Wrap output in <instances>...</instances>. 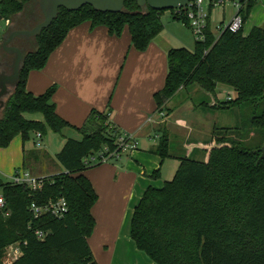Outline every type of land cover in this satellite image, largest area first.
Listing matches in <instances>:
<instances>
[{
    "label": "trees",
    "instance_id": "1",
    "mask_svg": "<svg viewBox=\"0 0 264 264\" xmlns=\"http://www.w3.org/2000/svg\"><path fill=\"white\" fill-rule=\"evenodd\" d=\"M30 1L0 0V23L22 13ZM241 3L244 23L255 2ZM164 12L133 1H126L117 14L90 6L74 12L60 9L51 25L34 38L36 48L24 53L19 82L0 109V149L17 136L25 142L33 132L42 137L47 129L60 134L72 127L55 113L53 86L39 96L26 90L28 73L45 66L70 29L90 22L120 36L127 27L131 46L143 51L161 32ZM171 17L187 27L186 16ZM204 34L192 51L167 52V75L162 90L155 94L156 111L181 87L197 83L215 95L217 85L222 84L234 90L235 98L219 109L246 108L250 116L234 128L214 127L210 140L203 144L214 146L200 150L205 161L197 160L194 151L177 157L179 165L172 179L161 188L148 187L134 208L130 237L155 264H264V145L260 150L249 149L239 136L248 128L260 129L264 136V26L252 28L247 36L242 29L235 33L225 29L217 36L208 19ZM25 114H41L43 121L27 119ZM93 117L101 118V126L90 129ZM77 131L81 139L66 138L55 155L63 172L45 178L41 189L32 191L0 178L5 201L0 210V264L5 249L15 244L20 255L10 264H96L87 239L95 225L91 207L97 196L82 173L101 164H91L89 156L105 148L107 153L116 150L122 131L108 122V113L96 111ZM159 133L152 152L161 159L172 158L167 132ZM159 176L157 170L151 178ZM58 198L67 206L61 218L48 214L33 218L31 203ZM36 231L45 233L42 240L36 238Z\"/></svg>",
    "mask_w": 264,
    "mask_h": 264
},
{
    "label": "crops",
    "instance_id": "2",
    "mask_svg": "<svg viewBox=\"0 0 264 264\" xmlns=\"http://www.w3.org/2000/svg\"><path fill=\"white\" fill-rule=\"evenodd\" d=\"M213 11L214 8L209 15V26L212 22L225 26L234 15L233 12L224 22L223 13L222 19L214 20ZM163 15L161 32L143 51L131 46L127 27L120 36L111 35L107 27H93L90 22L70 29L45 66L28 73L26 90L39 96L53 86L51 101L55 113L72 127L64 128L60 134L47 129L41 137H46L45 144L39 146L42 149L36 148L35 143L26 146L19 136L7 148L0 149L1 175L7 178L13 170L22 168L35 177L47 178L63 172L55 155L66 138L81 139L77 129L86 124L92 111L108 113L111 125L134 134L138 141L136 150L82 173L97 196L91 207L95 225L87 239L96 264H155L131 239L130 222L145 190L161 188L172 179L179 165V156L171 152L173 157L165 159L152 152L160 136L152 127L158 119L155 94L162 90L167 75V52L183 48L185 35L191 33L170 14L164 19ZM261 26H264V0H257L243 24L242 34L247 36L252 28ZM182 108L189 107L179 106L167 116L169 131L190 130L186 126L187 116L179 118L176 114ZM49 133L60 136L51 140ZM187 153L190 152L182 155ZM194 155L206 160L203 152ZM8 157L11 161L5 165L2 160ZM51 166L53 169H49ZM157 170L159 178L152 179V173Z\"/></svg>",
    "mask_w": 264,
    "mask_h": 264
},
{
    "label": "rangeland",
    "instance_id": "3",
    "mask_svg": "<svg viewBox=\"0 0 264 264\" xmlns=\"http://www.w3.org/2000/svg\"><path fill=\"white\" fill-rule=\"evenodd\" d=\"M38 0H31L25 7L24 11L10 19H8V23L5 21L0 23V45L2 44L3 40L6 38L7 34L14 30L23 28L24 26L34 27L42 20L41 13L38 9L37 5ZM234 12L232 4L230 0H225L222 7H215L212 15L214 16V20H218L219 18L222 19L220 16L223 13L224 22L228 21L231 18V14ZM35 14V16H34ZM171 15L170 11H165L163 15V19L168 15ZM164 21V20H163ZM222 26L219 23L212 22L210 28L214 34H217V27ZM186 41L184 42L185 49L192 51L194 49V36L189 33V35H185ZM29 45H25L24 52L28 53L33 51L36 48V43L34 39L30 40ZM19 43V42H17ZM4 58L3 52L0 50V59ZM10 64V63H9ZM206 93L197 83H192L190 85L184 86L179 88V90L175 93L174 96L171 98L163 101L161 106L157 111L158 119L156 123L154 122V126L152 127L154 131H164L167 132L168 138L170 140V152L175 156H180L183 153L188 155L194 151L193 154L201 152V149L209 150L214 144H209L207 146L203 145L205 141H209L212 135V131L214 127L216 128H234L240 126L242 120H247L250 116V110L246 108H232L229 107L227 109H219L220 105L227 102L230 99L235 98V92L231 87L226 85L218 84L216 93L210 94ZM7 97H5L6 99ZM4 99V100H5ZM213 104V105H212ZM189 108L181 109L178 111L177 116L185 117L187 116V127L188 131L182 132L181 128L178 130L174 129L173 131H169L167 127L166 121L168 119L167 116L171 113V111L175 110L179 106H187ZM209 106H213L210 108ZM27 119H33L36 121H43V117L41 114H25L24 115ZM168 122V121H167ZM101 126V118L93 117V121L89 123L88 128L95 129L96 127ZM51 140L52 138L57 139L60 135H56L53 133H49ZM53 134V135H52ZM58 136V137H57ZM239 136L242 140V143L245 147L252 149V150H260L264 145V136L260 129L256 128H248L247 131H241ZM238 136V138H239ZM36 133L31 134L30 139L25 141L26 146H33V143L39 141L40 145L43 146L46 141V137L43 139H35ZM76 139H79L78 136H75ZM20 142V139L17 138ZM200 142V144H196ZM36 148H39L36 146ZM42 149V148H39ZM38 149V150H39ZM18 151V148L16 149ZM184 151V152H183ZM2 154V153H1ZM187 155V156H188ZM28 157V155H27ZM31 157V156H29ZM19 158V156H18ZM197 160H202L197 159ZM11 161V158L8 157L7 160H2V163L7 165ZM53 169L51 166L49 169ZM22 170L16 169L15 171ZM28 170H30L28 168ZM26 171V170H23ZM55 171V170H51ZM12 173V174H13ZM0 178L2 181L7 182L8 178L0 174Z\"/></svg>",
    "mask_w": 264,
    "mask_h": 264
},
{
    "label": "built area",
    "instance_id": "4",
    "mask_svg": "<svg viewBox=\"0 0 264 264\" xmlns=\"http://www.w3.org/2000/svg\"><path fill=\"white\" fill-rule=\"evenodd\" d=\"M242 1L246 2L248 0H230L232 7L234 9V15L232 19L225 26L217 27V36L225 29L230 32H238L243 28V18L241 15ZM256 2L257 0H251ZM225 0H192L185 8H178L170 10L172 16H186L188 21V29L194 36V40L197 42H202L205 37V29L207 26V21L209 19V9L215 7H222ZM8 23V20H4ZM2 21V22H4ZM1 22V23H2ZM36 139H41V135L36 133ZM36 146L39 147V141L36 142ZM116 150L114 152L107 153L105 148L103 153L96 154L94 156H89L88 161L91 164L106 163L116 159L117 157L129 153L138 148V141L136 140L134 134L122 132L115 142ZM8 183L12 185L24 186L32 191H37L42 188L45 178L35 177L28 171L18 170L7 177ZM5 201L0 192V210L4 208ZM29 211L33 218L38 219L44 214H48L55 218H61L67 211L66 202L63 198H58L56 200H48L43 204L37 205L36 203H31L29 206ZM5 213L4 216H7ZM35 236L38 240H42L45 233L42 231H36ZM20 255V250L17 244L11 245L5 249L2 264H10Z\"/></svg>",
    "mask_w": 264,
    "mask_h": 264
},
{
    "label": "water",
    "instance_id": "5",
    "mask_svg": "<svg viewBox=\"0 0 264 264\" xmlns=\"http://www.w3.org/2000/svg\"><path fill=\"white\" fill-rule=\"evenodd\" d=\"M126 1H133L139 7H148L154 11H170L185 8L192 0H38L42 20L31 29L9 32L1 44L4 52L13 57L11 63L6 64L9 73H5L0 66V109L4 106L5 97H8L17 86L23 67L24 53L20 48L10 46L13 39L29 40L37 37L57 18L60 9L74 12L84 6H90L101 13L117 14L123 11Z\"/></svg>",
    "mask_w": 264,
    "mask_h": 264
},
{
    "label": "flooded vegetation",
    "instance_id": "6",
    "mask_svg": "<svg viewBox=\"0 0 264 264\" xmlns=\"http://www.w3.org/2000/svg\"><path fill=\"white\" fill-rule=\"evenodd\" d=\"M32 28V27H31ZM29 26H24L23 28H19V29H14V30H25V29H31ZM13 31V30H12ZM11 32V31H10ZM31 39H34V38H31ZM31 39H29V40H21V39H13L12 40V42L10 43V46H16V47H18V48H20L23 52H24V47H25V45H29L31 42H30V40ZM17 42H19V43H17ZM0 50L3 52V54H4V58L2 57L1 59H0V66H1V69L3 70V71H5V73H9V67H7V65L6 64H9V63H11V60H12V55H9V54H7V53H5L4 52V50H3V47H2V45H0Z\"/></svg>",
    "mask_w": 264,
    "mask_h": 264
}]
</instances>
